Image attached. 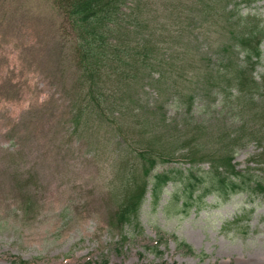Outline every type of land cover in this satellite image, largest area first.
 Listing matches in <instances>:
<instances>
[{"label": "rangeland", "instance_id": "obj_1", "mask_svg": "<svg viewBox=\"0 0 264 264\" xmlns=\"http://www.w3.org/2000/svg\"><path fill=\"white\" fill-rule=\"evenodd\" d=\"M57 2L0 0V264H264V193L207 195L179 207L181 201L169 202L173 185L156 200L149 185L137 213L118 219L124 198L118 166L126 162L131 176L133 149L145 131L137 127L128 146L106 123L74 132L77 72ZM161 5L165 21L169 6L166 0ZM234 13L206 33L187 19L184 40L192 44L184 48L185 82L155 108L136 106L156 126L150 146L177 150L153 174L207 171V159L192 168L177 147L194 137L198 157L227 152L237 171L262 182L264 140L253 138L264 137V39L251 71L261 89L252 99L212 72L224 54L229 68L243 64L237 36L253 26L264 32V0H250ZM171 43L184 47L174 37ZM222 47H230L227 54ZM226 84L234 88L225 91ZM149 89L140 95L151 103Z\"/></svg>", "mask_w": 264, "mask_h": 264}, {"label": "trees", "instance_id": "obj_2", "mask_svg": "<svg viewBox=\"0 0 264 264\" xmlns=\"http://www.w3.org/2000/svg\"><path fill=\"white\" fill-rule=\"evenodd\" d=\"M162 2L163 0L57 2L67 31L63 30V33L71 37L77 72L78 100L71 113L74 132L86 133L91 128L101 130L106 123L114 133L115 140L123 138L124 141L126 139V142L130 140L133 143L135 129L138 127L145 131L139 135L140 140H137V146L133 149L138 152L135 153L137 165L131 176L126 178V162L118 166L119 184L124 197L118 209L120 221H127L137 213L149 185L154 200L165 186L173 185L169 202L177 204L181 201L179 207L193 205L198 198L207 195L225 199L240 191L264 193V178H260L262 182L259 179L252 181L254 176L248 171H237L229 153L198 157L200 152L196 150L199 148L194 149L199 145L194 137L182 141L177 147L180 151L185 150V158L192 168L200 164L199 158L207 159V171L192 169L188 173L177 171L153 174L158 162H167L177 150L173 153V150L167 152L150 146L155 137L152 129H156V126L149 113H141L136 106L155 108V104L162 101L163 95H167L166 92L185 82L184 48L192 44L184 40L187 19L199 21L204 32H210L216 23L233 15L232 12L250 0H166L169 9L165 21L163 13L158 9L163 8ZM186 5L190 6L188 13H185ZM172 37L184 47L171 43ZM263 39L264 32L259 26L238 34L235 48L242 52L243 64L233 65L231 69V59L228 55H221L216 59L218 69L212 72L214 78L221 75L230 79L227 83L232 82L240 94L252 99L253 94L261 89L254 81L251 71L260 58ZM222 49L227 54L230 47ZM145 88L153 91L155 98L151 103L140 95V91ZM232 88V85L226 84L224 90L230 91ZM184 90L187 91H179L183 94ZM183 99L184 96L182 101ZM191 103L192 97H187L188 107ZM98 130L96 131L99 132ZM253 139L262 142L264 137L255 135ZM178 143V140L174 141L175 145ZM128 145L130 144L127 142ZM258 159V163L264 167V151L258 155ZM178 247L192 253L185 244L180 243Z\"/></svg>", "mask_w": 264, "mask_h": 264}]
</instances>
